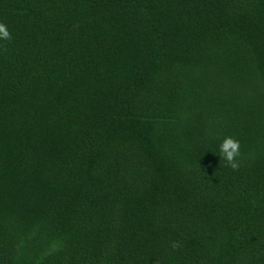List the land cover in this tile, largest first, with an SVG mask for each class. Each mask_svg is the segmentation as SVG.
<instances>
[{
	"label": "trees",
	"instance_id": "16d2710c",
	"mask_svg": "<svg viewBox=\"0 0 264 264\" xmlns=\"http://www.w3.org/2000/svg\"><path fill=\"white\" fill-rule=\"evenodd\" d=\"M0 23V264H264V0H0Z\"/></svg>",
	"mask_w": 264,
	"mask_h": 264
},
{
	"label": "clouds",
	"instance_id": "9594fccd",
	"mask_svg": "<svg viewBox=\"0 0 264 264\" xmlns=\"http://www.w3.org/2000/svg\"><path fill=\"white\" fill-rule=\"evenodd\" d=\"M11 33L7 30L5 24L0 23V39L11 40ZM5 51L7 49L5 48ZM240 142L232 136H226L221 141L219 145V157L222 159L226 166L230 167L232 170H238L240 167L239 157L240 152Z\"/></svg>",
	"mask_w": 264,
	"mask_h": 264
}]
</instances>
